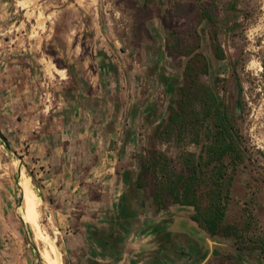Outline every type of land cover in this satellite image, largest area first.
<instances>
[{
    "label": "rangeland",
    "instance_id": "374dc122",
    "mask_svg": "<svg viewBox=\"0 0 264 264\" xmlns=\"http://www.w3.org/2000/svg\"><path fill=\"white\" fill-rule=\"evenodd\" d=\"M0 134V264H264V0H0ZM160 156L202 211L225 174L216 235L155 205Z\"/></svg>",
    "mask_w": 264,
    "mask_h": 264
},
{
    "label": "trees",
    "instance_id": "16d2710c",
    "mask_svg": "<svg viewBox=\"0 0 264 264\" xmlns=\"http://www.w3.org/2000/svg\"><path fill=\"white\" fill-rule=\"evenodd\" d=\"M209 101H214L212 95L208 97ZM177 114L171 115L169 122H176ZM217 132L213 138L212 144L208 147L207 159L215 161V159L222 160L225 153L232 150V141L226 142L230 138V129L224 125V121L219 118V122L215 123ZM202 160L196 164L193 161L186 160L184 162V172L177 174L167 168L165 158L160 156L155 163L153 169H158L162 175L161 180L156 185L153 191V202L158 208L165 207L168 203L174 202L180 206L195 207V214L191 218L197 225L203 227L210 235H216L220 230L219 226L224 216L226 207L227 193L224 190L225 174L221 169H216L214 176H212L213 184L215 185L207 197L209 198L208 207L203 211L197 204V194L201 180L203 179V172L197 167L201 165ZM205 164V162H204ZM216 168V167H215ZM200 172V173H199Z\"/></svg>",
    "mask_w": 264,
    "mask_h": 264
},
{
    "label": "bare ground",
    "instance_id": "6f19581e",
    "mask_svg": "<svg viewBox=\"0 0 264 264\" xmlns=\"http://www.w3.org/2000/svg\"><path fill=\"white\" fill-rule=\"evenodd\" d=\"M22 185H23V189H24V194L22 196V202H21V204H22V207H24V209L26 210L27 222L31 226L32 231H34L38 235L40 231H39V228H38L37 223H36V216H37V214H36V211H35L36 206L38 205V201H36V199H37L38 196H37V193L35 195V192L36 191L33 192L34 195H30L27 192V190L29 188L28 182H23L22 181ZM50 250H51V252L53 254H56V256H58L57 255V252H56V249L53 246L51 247ZM46 260H47V262L49 264H59V263H56V262H50L47 256H46Z\"/></svg>",
    "mask_w": 264,
    "mask_h": 264
},
{
    "label": "water",
    "instance_id": "95a60500",
    "mask_svg": "<svg viewBox=\"0 0 264 264\" xmlns=\"http://www.w3.org/2000/svg\"><path fill=\"white\" fill-rule=\"evenodd\" d=\"M0 140L4 143L6 149L9 150V145L7 144L6 140L3 138V136L0 134Z\"/></svg>",
    "mask_w": 264,
    "mask_h": 264
}]
</instances>
